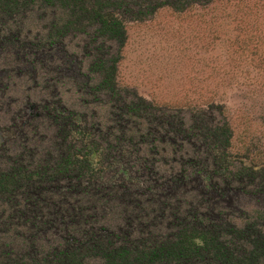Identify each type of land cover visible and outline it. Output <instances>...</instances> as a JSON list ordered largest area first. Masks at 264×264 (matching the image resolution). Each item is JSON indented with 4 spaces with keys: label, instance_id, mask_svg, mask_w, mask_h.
Masks as SVG:
<instances>
[{
    "label": "trees",
    "instance_id": "trees-1",
    "mask_svg": "<svg viewBox=\"0 0 264 264\" xmlns=\"http://www.w3.org/2000/svg\"><path fill=\"white\" fill-rule=\"evenodd\" d=\"M214 1L0 0V264H264L225 108L117 81L127 24Z\"/></svg>",
    "mask_w": 264,
    "mask_h": 264
},
{
    "label": "rangeland",
    "instance_id": "rangeland-1",
    "mask_svg": "<svg viewBox=\"0 0 264 264\" xmlns=\"http://www.w3.org/2000/svg\"><path fill=\"white\" fill-rule=\"evenodd\" d=\"M126 30L120 88L170 108L223 106L233 158L264 163V0H216L184 12L165 7ZM69 44L78 50L81 43L73 37Z\"/></svg>",
    "mask_w": 264,
    "mask_h": 264
}]
</instances>
